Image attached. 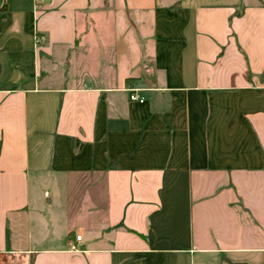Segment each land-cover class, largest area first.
<instances>
[{"label": "crops", "instance_id": "obj_1", "mask_svg": "<svg viewBox=\"0 0 264 264\" xmlns=\"http://www.w3.org/2000/svg\"><path fill=\"white\" fill-rule=\"evenodd\" d=\"M0 264H264V0H0Z\"/></svg>", "mask_w": 264, "mask_h": 264}, {"label": "built area", "instance_id": "obj_2", "mask_svg": "<svg viewBox=\"0 0 264 264\" xmlns=\"http://www.w3.org/2000/svg\"><path fill=\"white\" fill-rule=\"evenodd\" d=\"M36 1L41 2L43 0H36ZM35 40L38 41L39 40L38 37H36ZM129 100H131V101H138V102H143L144 101V99L138 94V90L137 89H133V88L130 89V91H129ZM80 239H81V235L80 234H77L75 236V240L76 241H79ZM69 249L71 251H74V252L80 250L79 246L77 244H75L74 242H71L70 243Z\"/></svg>", "mask_w": 264, "mask_h": 264}]
</instances>
